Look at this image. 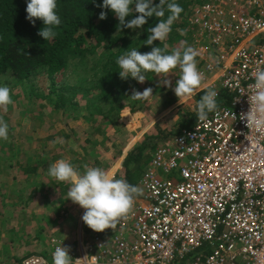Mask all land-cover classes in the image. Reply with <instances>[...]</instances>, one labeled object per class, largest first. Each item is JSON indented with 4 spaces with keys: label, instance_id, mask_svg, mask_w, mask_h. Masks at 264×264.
<instances>
[{
    "label": "built area",
    "instance_id": "built-area-1",
    "mask_svg": "<svg viewBox=\"0 0 264 264\" xmlns=\"http://www.w3.org/2000/svg\"><path fill=\"white\" fill-rule=\"evenodd\" d=\"M187 22L218 114L155 149L140 180L142 203L119 222L133 240L95 234L69 252L72 264H264V128L240 119L252 73L264 67V0H206ZM61 245L52 237L46 254L21 264H53Z\"/></svg>",
    "mask_w": 264,
    "mask_h": 264
},
{
    "label": "trees",
    "instance_id": "trees-1",
    "mask_svg": "<svg viewBox=\"0 0 264 264\" xmlns=\"http://www.w3.org/2000/svg\"><path fill=\"white\" fill-rule=\"evenodd\" d=\"M205 1L176 0L183 8V12L172 25V31L165 41H154L153 45L149 46L144 43L150 35V28L159 23V19H166L169 15L167 11L164 17L147 18V23L141 29L134 31L124 28L118 31L119 21L115 15L110 10L98 6L102 4V0L95 2L58 0L57 13L61 25L56 29V37L46 42L38 35L39 30L44 27L43 21L33 18L35 20L33 25L26 19L28 0H0V86L10 88L12 101L20 94L14 95L13 91L20 89L35 107L38 103H44L53 113L59 112L58 124L63 123L62 120L65 118L72 121L80 120L86 124L90 131L86 132L89 134H84L82 141L76 138V133L72 130L63 137L66 141L73 138L79 149L76 151L68 147L65 153L73 156L69 161L81 173L84 172V165L98 167L100 158L95 149L99 142L92 140V136L99 134L102 141L108 140L105 131L109 126L114 127L120 113L123 110L134 112L136 108H142L147 101L130 98L133 90L139 92L144 90L140 86L141 83L135 79L129 77L125 80L120 77L118 58L132 48H138L140 53H146L151 51L152 47L167 46L170 53L180 47L181 41H187L186 46L192 47V35L195 31L187 20L195 8ZM155 3L159 4V0H155ZM101 11L107 12V18L104 20L99 18ZM181 30H184L186 35H181ZM171 74L178 79L180 69L177 67ZM157 76L155 73H148L142 84H146L147 87L151 85L149 88L153 90L152 95L158 94L162 98L160 107L166 109L177 103L178 98L173 91L164 92L160 85L154 83ZM204 94V91L200 92L198 99L200 100ZM6 108H11V104ZM187 117L180 120L181 129L192 128L197 114ZM115 130L119 131L117 128ZM170 135L162 132L145 139L128 151L121 162L123 178L136 186L151 159L152 152L160 146L159 140H166ZM125 146L123 143L122 149L117 151V157L123 154ZM0 150L3 151L2 147ZM45 161L46 158H42L39 165L36 163L19 165L20 176L24 177L25 183L33 184L31 189L33 193L45 190L44 199L51 193L61 203L71 200L67 195L70 183L50 177L44 165ZM39 167L43 169L40 176L46 178V183L30 184V175H37ZM40 232L37 231V237L41 235ZM71 247L73 249L75 245ZM28 256L31 255L14 258V262L20 264ZM184 261H176L174 264H185Z\"/></svg>",
    "mask_w": 264,
    "mask_h": 264
},
{
    "label": "clouds",
    "instance_id": "clouds-1",
    "mask_svg": "<svg viewBox=\"0 0 264 264\" xmlns=\"http://www.w3.org/2000/svg\"><path fill=\"white\" fill-rule=\"evenodd\" d=\"M98 6L110 10L115 15L119 21L118 31L124 28L134 31L141 29L147 23V18L164 17L167 11L169 13L167 18L159 19V23L150 28V35L144 43L149 46L153 45L154 41H165L172 31V25L183 12V8L176 0H159V4H156L155 0H102V4ZM57 7L58 0H28L27 2L26 19L33 25L35 24L33 18L43 21L44 27L39 30L38 35L46 42L56 37V29L61 25ZM137 13L139 15H134ZM99 18L106 19L107 12L101 11ZM181 35H186V32L181 30ZM186 45L187 41H181L180 47L170 53L167 51V46L152 47L151 51L146 53H140L138 48H132L117 60L121 69L118 71L119 75L122 79L131 77L142 84L148 73H155L156 76L163 74L164 85L171 87V81L166 77L178 67L180 76L172 90L178 100L190 97L202 84L204 74L197 67L198 51ZM252 76L254 84L250 87L253 93L250 97L248 96L250 109L242 114L240 119H246L248 127L261 129L264 128V67H258ZM10 92L9 87L0 86V108L6 110V106L13 103ZM152 93V88H147L143 92L133 90L130 98L144 100ZM217 98L218 92L215 89L207 90L201 97L196 107L199 121L208 120L210 113L218 114L220 105ZM8 139L9 125L0 117V141ZM48 175L60 182L70 183L68 199L85 209L81 219L87 227L96 232L114 228L118 220L132 209L135 198L142 194V189L130 184L124 178H115L110 171L85 165L84 172L81 173L66 159H60L49 165ZM69 251V247L66 246L56 247L53 252V264H72Z\"/></svg>",
    "mask_w": 264,
    "mask_h": 264
},
{
    "label": "rangeland",
    "instance_id": "rangeland-1",
    "mask_svg": "<svg viewBox=\"0 0 264 264\" xmlns=\"http://www.w3.org/2000/svg\"><path fill=\"white\" fill-rule=\"evenodd\" d=\"M171 73L166 77V79L171 81V87L164 85L163 79L165 77L163 74L157 76L154 82L160 85L165 90L164 92L173 91L172 89L175 87L177 78ZM140 86L143 90L151 87V85L147 87L146 84H140ZM18 93H20L19 97L13 101L11 108H6V110L4 108L0 109V117L9 125V139L7 141H0V147L3 150H0V259L3 256H7V252H11L9 246L13 247L25 242L22 239V236L26 234L23 232L25 227L28 226L30 228L33 221L37 224L42 223L43 226V222H39L38 220L40 215L53 216L54 212L60 214L66 211L65 217L62 215L63 219L59 221L66 222L70 226L71 232L67 237L70 240L72 238L71 233L73 232L75 236L77 229L75 215L78 209H82L71 200L61 203L51 193L44 199L43 194L45 190L33 193L31 190L32 183H46V178L40 176L43 169L39 167L37 175H30L29 181L32 185H29V183H25L26 181L23 180L24 177L20 176L18 168L19 165L22 166L25 163L26 165L30 163L39 165V160L46 158L44 165L48 170L49 165L60 159H72L73 156L65 153V150L68 147H72L78 151V146L74 143L73 138L66 141L63 140V137L72 130L76 133V138H80L79 140L82 141L85 137L84 134H89L86 132L90 130L80 120L72 121L65 118L62 120L63 123L58 124L57 121L60 120L59 112L53 113L52 109L44 103H38L35 107L22 94L20 89L13 91L14 95ZM161 99L158 94L156 96L151 95L147 98L142 108H136L134 112L123 110L114 127L109 126L105 131L108 140L102 141V137L99 134L92 136V140L99 142L95 149L100 158L99 168L110 171L117 179L122 178L123 170L120 167V162H122L125 155L117 157V151L122 149L123 143L126 144L123 149V154H125L128 146L138 145L145 139L153 135L156 136L159 132L168 131L172 134L177 132L182 117H189V115L195 112L194 108L198 103L196 96H191L190 98L187 97L181 104L178 102L173 106L163 109L160 107ZM115 128L119 131H116ZM160 141L159 144H161ZM102 142L103 144L101 145ZM4 185L5 187L3 188ZM18 194L20 197H18ZM32 229L28 230L27 236L34 234V230ZM46 230L48 232L46 231L47 235L45 236H48L49 239L52 237L61 238L66 244L63 237L57 235V231L49 235L50 228L47 227ZM65 235L67 236V234ZM78 235L77 240H80V233ZM86 238L84 237L83 239L85 240ZM47 244L48 241L43 245V253L49 249L46 248ZM24 248L25 250L21 251L26 252L30 247L24 246ZM1 260L0 264L4 263V260L2 262Z\"/></svg>",
    "mask_w": 264,
    "mask_h": 264
},
{
    "label": "crops",
    "instance_id": "crops-1",
    "mask_svg": "<svg viewBox=\"0 0 264 264\" xmlns=\"http://www.w3.org/2000/svg\"><path fill=\"white\" fill-rule=\"evenodd\" d=\"M213 84H218V82L217 81L216 82H213ZM198 88L205 89V90H203L205 93L208 90L204 85H200V87H198ZM203 91H200V92H203ZM200 92L196 93V95H195L198 102H199L198 95H199ZM185 100H186V98H183V99L178 100V102H179V104H181V102H183ZM177 103H175V104H177ZM175 104H173V105H175ZM173 105H171V106H173ZM196 107H197V105L194 108L195 109V112L192 113L193 115H196L197 114L196 113ZM179 125H180V122H179ZM179 129H181L180 126H179ZM162 131H165V130H162ZM161 133L162 132H159L157 134H161ZM166 133L167 134H171L166 140H168L169 138H171L175 134V133L172 134L171 132H168V131H166ZM153 136L155 137V135H153ZM153 136H151V137H153ZM164 140L161 141L162 144L166 141V140L165 141ZM134 145H136V144H134ZM134 145L128 146L127 149H126L125 154H122L121 156H124V155L126 156V154L128 153V151H130L134 147ZM123 153H124V151H123ZM151 156H152V154H151ZM123 158H125V157H123ZM123 160H122V162H123ZM120 167L122 168V163H121ZM142 175H143V173H142ZM142 175H141V177H142ZM122 178H123V174H122ZM140 180H141V178H140ZM140 180H139V182H138V184L136 186L141 189V187H140ZM135 202L142 203V194L139 195V196H137L135 198L134 203ZM77 209H78V206H77ZM84 212H85V209H83V208L80 209V210L78 209L77 214L75 215V220L77 222V229H76V232H75V236H74L73 232L71 233L72 234V238L70 240L67 239L69 233L71 232L70 226L66 222H60L59 221V220L63 219V217H65V215L67 213L66 211L65 212H61L60 214H58L57 217H56V212L53 213V216H51V215L50 216L40 215V218H38V220H39V222L40 221L43 222V226L44 227L42 226V223L37 224L35 221H33L31 223V225H30V228H33L32 230H34V234H32L31 236L30 235L27 236V232H28V230H30V228L28 226L25 227L23 232L26 233V234L22 236V239L25 242L24 243L22 242L21 244H17L16 246H13V247L12 246H9V249H10L11 252H7V256H5V257L3 256L1 258L2 260L0 259L1 262L4 260V263H2V264H16L14 262V258L16 259V258H19V257H22V256H26L27 254H30V255H38V256L46 254L47 251H49V249L46 250V252L43 253L42 248H43V245L49 239L48 236H45V235H47L46 234V231L48 232V230H46L47 227L50 228L49 235L51 233H55V231H57L56 232L57 235L63 237V239L66 241V244L62 241L61 238L58 239L56 237V239L60 240L64 244V246L69 247V249H70L69 252H71V254L74 253L73 252L74 250L80 249L82 246H84V244L86 242H88L90 240V238L93 235H95V234L96 235L103 236V237H106V238H109V237L110 238H113L116 235H122L123 234L122 236L125 237V239L128 242H131L133 240V237L131 235V232H130L129 228H125V230L124 229H120L119 222L121 221V218L118 220V222L116 223V226L114 228H112V229H106L103 232H96V231L90 229L89 227H87L85 225V223L82 221L81 218H82ZM62 215H63V217H62ZM33 219H34V216H33ZM78 228H79V232H78ZM11 231H13V230H11ZM37 231H41L40 232L41 235L39 237H37ZM108 232H109V234H108ZM78 233H80V238H81L80 240H77V237H79ZM65 234H67V236ZM84 237H87V238L84 240L83 239ZM53 238H55V237H53ZM73 244L75 245V247L72 249L71 246ZM24 246H29L30 247V248H28L29 250H27L26 252L21 251V250H25ZM46 248H49V246H47ZM5 259H6V261H5ZM21 263H22V261L20 262V264Z\"/></svg>",
    "mask_w": 264,
    "mask_h": 264
}]
</instances>
